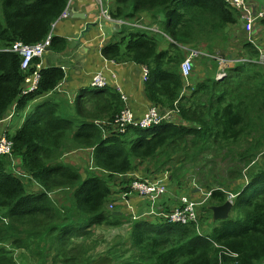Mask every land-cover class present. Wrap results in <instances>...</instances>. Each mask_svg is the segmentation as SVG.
<instances>
[{
    "label": "trees",
    "instance_id": "16d2710c",
    "mask_svg": "<svg viewBox=\"0 0 264 264\" xmlns=\"http://www.w3.org/2000/svg\"><path fill=\"white\" fill-rule=\"evenodd\" d=\"M69 3L0 0V123L15 107L21 113L57 94L66 72L51 66L41 71L39 89L23 96L25 78L34 69L22 71L20 56L7 50L17 42L32 46L47 40ZM110 13L115 20L144 19L147 26H158L159 33L137 29L126 35L128 28L122 27L124 32L102 54L108 61L147 67L144 89L150 107L161 114L172 112L175 121L146 130L131 128L125 135L111 130L107 124L125 104L109 86L79 97L74 105L67 99L39 103L20 129L4 131L13 153L0 157V264H18L14 250L27 252L40 264H264L261 42L256 43V35L253 42L245 39L239 15L224 0H115ZM166 36L172 51L160 49ZM68 46L66 39L52 36L49 50L62 54ZM182 47L207 54L195 64L188 87L181 75ZM223 55L225 61L237 62L217 80ZM77 150L92 151L93 173L91 163L82 173L81 167L62 161ZM220 162L228 164L225 177L205 173ZM189 171L203 175L200 186L187 188ZM165 174L170 176L167 193L155 205L137 199L132 175L157 181ZM115 178L120 188L109 184ZM60 191L71 194L62 201L53 196ZM125 193L139 217L134 221L125 217V203L117 200ZM201 194L196 224L183 226L154 216L169 212L182 197L195 201ZM231 196L230 217L213 225L210 208L224 205ZM125 221L130 223L129 237L111 247L104 241L107 251L94 255L102 241H90L93 232L121 227Z\"/></svg>",
    "mask_w": 264,
    "mask_h": 264
},
{
    "label": "built area",
    "instance_id": "2783aa9c",
    "mask_svg": "<svg viewBox=\"0 0 264 264\" xmlns=\"http://www.w3.org/2000/svg\"><path fill=\"white\" fill-rule=\"evenodd\" d=\"M101 7V16L98 25L102 28V22H108L109 24L122 28H135V29H143L148 32L159 33V29L155 26H147L142 23V20L129 22L125 20H115L111 17L110 11L104 1L97 0ZM224 2L235 11L239 15V22L244 29L247 39L250 42H253V37L259 31V24L264 20V1L262 4L252 3L249 0H224ZM71 3V1H70ZM67 9H70L69 7ZM67 12V10H66ZM66 12L63 14L61 19L67 18L68 15ZM106 21H105V20ZM55 26V25H54ZM54 28V27H53ZM53 35H50L47 40L38 43L36 45H25L22 42H17L14 46L7 50L12 53H16L21 58V69L24 72H28L31 69H34V72L31 75H28L25 78L24 87L22 89V95L27 96L39 89L40 81H41V71L44 69V58L47 54L51 45V39ZM184 52V61L181 65V75L183 79L186 81V86H189V79L191 78L195 61L200 59L203 56H207V54L198 48H190V47H182ZM37 59L38 62L34 60ZM221 57L218 58L221 61ZM246 61V60H244ZM222 62V61H221ZM224 62V61H223ZM222 62V63H223ZM262 65H264V54L261 53V58L259 61ZM65 70V68H62ZM109 71V68L106 66L105 69H102L95 75H93L91 80V86L98 89H104L110 86L109 78H112L115 81V88L119 94L122 96V100L124 101L125 108L123 111L116 117V119L112 123H108L107 125L118 132L119 134L125 135L128 134L131 128H138L142 130L154 128L158 125H161L165 120H174L175 115L172 112L161 114L159 109L156 107H150L147 109V112L141 117H136L134 111L130 108L128 96L123 92L122 87L117 83L116 74L112 73L106 74ZM149 70L147 67L143 68V78L144 81L148 79ZM226 77V73L223 70V73H219L217 75V80H221ZM16 109V107L14 108ZM12 115L8 117L11 119ZM171 121V122H172ZM175 121V120H174ZM13 153V142L7 137L6 133L0 136V157L2 156H12ZM135 178V181L131 185V189L138 196L137 199L151 200L155 205L157 201L162 198L167 193V180L168 174H165L162 178H158L157 181H147L138 175H132ZM233 196L229 199L232 201ZM120 201L125 203V209L128 211V215H131L134 220L139 217L134 214V207L132 204V199L129 198V193H125L120 197ZM202 203H197L196 201L191 200L187 197L180 198L177 205H174L169 212L161 211L155 214L154 216H159L166 221L174 224L181 225H189L196 224L199 222V206ZM111 209H114V205H110Z\"/></svg>",
    "mask_w": 264,
    "mask_h": 264
},
{
    "label": "crops",
    "instance_id": "0c3cea01",
    "mask_svg": "<svg viewBox=\"0 0 264 264\" xmlns=\"http://www.w3.org/2000/svg\"><path fill=\"white\" fill-rule=\"evenodd\" d=\"M249 1L262 4L261 2L264 0ZM105 4L106 6L108 5L111 10L115 5V0H106ZM69 8L77 13L84 14L85 19L71 18L69 16L60 19L55 24L52 35L66 39L69 45L68 49L62 54H55L48 51L44 58V68L51 66L65 68V80L57 89V94L54 93L48 97L35 101L21 113H15L16 111L13 109L8 116L10 117L12 115V118H6L0 123V125H7L6 129H2V132L11 129L12 125L20 129L27 120L28 115L35 111L33 106L39 103H43V106H45L49 100L55 99L59 102L64 98L74 105L78 99H80L79 97L82 96L83 100L86 98L85 96L89 95L87 92L89 87H91L93 75L105 69L106 66L109 68L106 74H110V76H112V73L116 74L115 79H117V83L128 96V103L136 117L140 118L147 109L150 108V103L145 95L143 67L135 65L134 63H115L114 61H108L102 54V49L114 41L113 39L116 38L115 35L117 33L124 32L123 29L118 28V31L116 26L109 24L105 19L106 22L102 23V28L98 25L101 16V7L97 0H72V2L69 3ZM88 24L98 26H91L88 30L89 32L86 33L85 31ZM153 26L159 29L157 25ZM258 26L259 31L256 34V43H258L257 41L261 42L260 45H262L264 49L263 22ZM239 27L241 28L242 26ZM120 36L121 35H119V37ZM159 42L160 49L169 50L171 45L170 40L160 39ZM221 58L223 59V56H221ZM197 61H195V64L199 63ZM232 61L233 64L237 62L236 60ZM112 78H109L110 86L114 87L115 81ZM189 82L191 83V81ZM14 119L15 122H13Z\"/></svg>",
    "mask_w": 264,
    "mask_h": 264
},
{
    "label": "rangeland",
    "instance_id": "374dc122",
    "mask_svg": "<svg viewBox=\"0 0 264 264\" xmlns=\"http://www.w3.org/2000/svg\"><path fill=\"white\" fill-rule=\"evenodd\" d=\"M103 1L106 3V0H103ZM107 8H108V11H111L110 10V7L108 5H107ZM161 19H162L163 22L166 23L165 16H161ZM142 23H144V24L146 23L144 19L142 20ZM103 27H104V25H103ZM231 29H233V28H231ZM136 31H138V30L135 29V28H130V29L128 28V29L125 30V35L127 33H129V32L130 33H133V32H136ZM233 31L236 32V29L233 30ZM236 34H237V36L241 35L239 37H243V38L245 36V35L242 36V34H240V33H236ZM105 35H106V33H105ZM152 36H153V34H152ZM167 39L169 40L168 37H167ZM245 39H247V38L245 37ZM171 48H172V45H170V47H169V50L172 51L173 49H171ZM235 49H239V45L237 47L236 46L230 47V50H235ZM184 59H185V57H184ZM221 61L223 62V59H221ZM221 61H220V68H219L218 74L219 73H223V70L225 71L226 68H229L230 65H233V63L230 62V61H228V62L227 61H224L223 63ZM95 90H96L95 88L89 87L87 93L88 94H93V93H95ZM62 99H64V98H62ZM70 105H72V104L70 103ZM37 107H38V105H34L33 106V109H37ZM15 119L13 120V122H15ZM6 127H7V125H5V124L0 125V136L4 132V131L2 132V129H6ZM16 129L17 128L16 127H13V125H12V127H11L10 130L13 132ZM91 156H92V151H90V150H77V151H73V152H70V153H67V154L63 155L61 159L65 163H68V164H71V165H75L77 167H81V172L82 173H84V170L87 167V163H91V166L89 168V172L90 173H93ZM227 166H228V164L227 163H223V162H220V164L218 165V167L216 165H211L210 164L208 167L205 168V173H209L211 171L212 172V175L214 177H216V175H218L219 173L221 174V176L225 177L227 175V172L225 171V169H226ZM16 167L17 166H15V168ZM140 168H142V166H140L139 169ZM144 169L145 168H142L141 169L143 171V173H145ZM183 175H185V173H183ZM186 176H187L186 182L188 183L187 188L192 189L195 186V184L196 185L198 184V179L199 178H202L203 175L202 176H200V174H197V175L194 174L193 175V172L189 171L188 173H186ZM169 178H170V176H168V181H169ZM115 180L116 181L110 182L109 184L111 186H113V188L114 187L120 188V183H121V182H119L120 180L117 179V178H115ZM202 181H203V179H202ZM183 188L185 189V186H183ZM187 191L188 190H185L184 192L186 193ZM70 194H71V191L68 192L67 194H66V192L60 191V192H56L55 194H53V196L55 198H58L59 200H62L63 201V198L67 197V195L69 197ZM203 198H204V196L201 194L199 198L195 199V201L197 203H201L202 200H203ZM117 200L120 201V198H117ZM202 206H203V203L200 204L199 209H201ZM108 208H109V206H108ZM145 209L148 210L147 205L145 206ZM201 212H203V210H201ZM125 217H127V218L131 219L132 221H134V219H133V217L131 215H126ZM215 224H217V225L220 224V221H216V222L213 223V225H215ZM154 227L155 228L157 227L156 224L154 225ZM205 229H207V226L206 225L204 226L203 230H205ZM201 232H203V231H201ZM129 233H130V223H128L126 221L123 222V225L121 227H118V228H111V229L110 228H107V227L98 228L97 231H94L93 232V237L90 239V241L91 240L102 241L97 246V251L94 252V255H96V256L104 255V253L107 251L108 245L102 244L104 241L107 244L109 243L110 244L109 246L111 247V245L113 244V242L115 240L119 239V238H124L126 240V238L129 237ZM13 255L17 259L18 264H40V263H37V261L33 257H31L27 252H24V251L14 250L13 251ZM24 256H26V257H24ZM50 264H53V263L51 262Z\"/></svg>",
    "mask_w": 264,
    "mask_h": 264
},
{
    "label": "water",
    "instance_id": "95a60500",
    "mask_svg": "<svg viewBox=\"0 0 264 264\" xmlns=\"http://www.w3.org/2000/svg\"><path fill=\"white\" fill-rule=\"evenodd\" d=\"M66 14L71 17V18H81V19H85V15L82 13H77L76 11H74L73 9H67ZM91 26H98V25H91L88 24L87 28H86V33L89 32L88 30L91 28ZM119 27H117L118 29ZM119 31V29H118ZM84 35V34H83ZM225 57L223 55V61H224ZM234 204L230 201H227L224 205L221 206H213L210 208V210L213 213V221H225L230 217L231 211L233 209ZM115 215L120 216L121 213L117 212L114 213Z\"/></svg>",
    "mask_w": 264,
    "mask_h": 264
},
{
    "label": "clouds",
    "instance_id": "9594fccd",
    "mask_svg": "<svg viewBox=\"0 0 264 264\" xmlns=\"http://www.w3.org/2000/svg\"><path fill=\"white\" fill-rule=\"evenodd\" d=\"M71 2H72V0H70ZM69 7V6H68ZM225 61V60H224ZM92 87V86H91ZM92 88H94V87H92ZM95 89H98V88H95ZM16 110V109H15ZM8 118V117H7ZM230 202H232L233 203V201H230Z\"/></svg>",
    "mask_w": 264,
    "mask_h": 264
},
{
    "label": "bare ground",
    "instance_id": "6f19581e",
    "mask_svg": "<svg viewBox=\"0 0 264 264\" xmlns=\"http://www.w3.org/2000/svg\"><path fill=\"white\" fill-rule=\"evenodd\" d=\"M116 63V62H115ZM256 64H258V63H256ZM115 86V85H114ZM116 91V90H115ZM190 225V224H189ZM184 226V225H183Z\"/></svg>",
    "mask_w": 264,
    "mask_h": 264
}]
</instances>
